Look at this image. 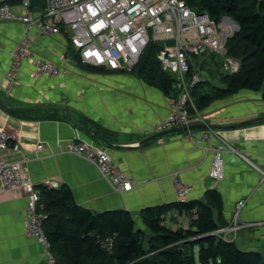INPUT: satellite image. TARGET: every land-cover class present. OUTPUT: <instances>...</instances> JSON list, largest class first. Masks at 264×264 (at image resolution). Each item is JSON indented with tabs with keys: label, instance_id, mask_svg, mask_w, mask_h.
I'll return each instance as SVG.
<instances>
[{
	"label": "crops",
	"instance_id": "0c3cea01",
	"mask_svg": "<svg viewBox=\"0 0 264 264\" xmlns=\"http://www.w3.org/2000/svg\"><path fill=\"white\" fill-rule=\"evenodd\" d=\"M33 13L38 15L43 10ZM24 32L25 27L19 22L0 21L2 102L11 109L63 107L121 148H110L92 139L61 111L11 112L0 104V132L11 135L12 146H19L18 151L11 146L0 152L4 163H20L38 189L47 182L58 188L67 186L77 205L94 214L126 211L139 225L144 209L178 202L174 187V175L178 174L191 189L190 201L204 199L212 189L221 193L223 215L228 222L223 229L232 226L236 203L246 200L236 235L230 232L227 237L237 245L240 241L252 244L264 253V123L237 129L208 128L213 133L204 146L225 149L224 181L215 184L210 177L212 151L192 144L186 139L187 131L171 133L140 146L153 135L148 133L151 127L168 115V100L175 98L176 93H166L133 72L83 70L73 59L67 32L36 37L31 45L35 58L59 63L66 72L55 79L34 80L33 62L26 59L22 61L16 85L9 90L5 74L10 54ZM35 33L36 29L31 28V36ZM263 105L261 93L240 91L204 109L206 124L225 127L260 118L264 116ZM73 140L94 142L107 149L133 180V190L116 193L96 166L74 154H63L60 146ZM38 145H43L45 150L37 153ZM27 204L23 192H2L0 181V264H48L45 245L25 235Z\"/></svg>",
	"mask_w": 264,
	"mask_h": 264
},
{
	"label": "built area",
	"instance_id": "2783aa9c",
	"mask_svg": "<svg viewBox=\"0 0 264 264\" xmlns=\"http://www.w3.org/2000/svg\"><path fill=\"white\" fill-rule=\"evenodd\" d=\"M7 1L0 0V21H16L25 27L20 42L10 54L5 74L9 90L16 85L22 61L26 59L33 62L34 80L55 79L66 72L59 63L33 56L31 45L36 37L47 38L67 32L82 65L108 72H133L150 44L161 45L157 59L163 71L175 78L172 88L176 97L168 100V115L154 124L148 133L205 123L204 114L193 97L194 89L203 82L204 59L201 57L222 55L225 57V72L230 75L241 69V61L228 55L226 49L228 38L239 27L232 21L231 30L222 32L219 22L208 13L194 10L186 0H45L43 13L38 15L31 10V0H22L18 6H10ZM31 28L36 29L35 36H31ZM212 133L211 130L191 132L187 139L212 151L210 177L219 184L225 177V149L204 146ZM12 140L11 135L0 132V152L9 149ZM11 148L19 150L18 144ZM44 150L43 145L36 148L37 153ZM60 151L79 156L96 166L115 192L124 193L134 188L133 180L114 161L112 154L94 142L69 141L60 146ZM242 157L248 161L246 156ZM177 175H174V187L178 202H188L191 189ZM0 181L2 192L20 191L27 197L25 235L44 244L46 261L55 264L44 230L47 215L40 208V191L28 171L20 163L7 164L0 159ZM44 185L58 188L53 182ZM245 206L246 200L237 202L232 226L214 234L225 240H230L227 237L230 232L236 235L237 221ZM112 246V238L104 243L108 249Z\"/></svg>",
	"mask_w": 264,
	"mask_h": 264
},
{
	"label": "trees",
	"instance_id": "16d2710c",
	"mask_svg": "<svg viewBox=\"0 0 264 264\" xmlns=\"http://www.w3.org/2000/svg\"><path fill=\"white\" fill-rule=\"evenodd\" d=\"M21 1L9 0L7 4L18 6ZM186 1L194 10L208 13L219 23L228 17L239 27L228 38L226 49L228 55L241 61L240 71L220 74L218 86L209 82L196 86L193 97L198 109H206L240 91L261 93L264 102V0ZM44 8L45 0H31L32 11ZM70 44L73 59L83 70L103 71L82 65L71 40ZM160 47L150 44L133 73L166 93L174 92L173 78L163 71L157 59ZM79 120L88 128L85 121ZM263 123L260 120L255 125ZM94 133L110 140L109 136ZM39 190L40 208L47 215L44 230L55 264H264V253L242 251L235 241L214 234L228 226L223 215V197L215 189L202 200L144 209L140 228L129 212L94 214L77 205L67 186H41ZM110 238L113 246L108 249L104 243Z\"/></svg>",
	"mask_w": 264,
	"mask_h": 264
},
{
	"label": "water",
	"instance_id": "95a60500",
	"mask_svg": "<svg viewBox=\"0 0 264 264\" xmlns=\"http://www.w3.org/2000/svg\"><path fill=\"white\" fill-rule=\"evenodd\" d=\"M0 104L6 109L9 110L11 112H34V111H42V110H58L61 111L63 113H65L67 116H69L78 126L79 128L85 132L87 135H89V137H91L92 139H97L100 140L102 142H104L106 145H108L110 148H115L116 146L114 144H112L111 142H109L108 140H106L105 138H103L100 135L95 134L94 132H92L90 129H88L86 126H84L80 120L74 115L72 114L69 110L60 107V106H55V105H42V106H37V107H31V108H17V109H11L8 108L0 99ZM260 120H264V116L260 117V118H256V119H252V120H248L239 124H234V125H230V126H215V125H208V124H199V125H192V126H188V127H178V128H173L170 129L168 131L162 132V133H158L155 135L150 136L149 138L145 139L144 141L141 142L140 146L145 145L146 143H148L149 141H152L154 139L157 138H161L164 137L168 134L171 133H175V132H183V131H188L191 129H196V128H200V129H237V128H241V127H246V126H251L256 124L258 121ZM116 148H121V147H116Z\"/></svg>",
	"mask_w": 264,
	"mask_h": 264
},
{
	"label": "rangeland",
	"instance_id": "374dc122",
	"mask_svg": "<svg viewBox=\"0 0 264 264\" xmlns=\"http://www.w3.org/2000/svg\"><path fill=\"white\" fill-rule=\"evenodd\" d=\"M220 24H221V31L222 32L230 31L231 30L230 26L233 25L232 20L229 19L228 17L222 18ZM234 27H236V26H234ZM201 58L204 59V64L202 66L203 67V70H202L203 82H205V83L209 82L213 86L220 85V80H219L220 74L225 73V69H224L225 57H223L222 55H216L215 57H201ZM171 77L173 79H175L173 76H171ZM263 107H264V105H263ZM200 112L202 114H204L205 110L204 109L200 110ZM203 124H206V119H205V123H203ZM195 125H199V124H195ZM184 127H188V126H184ZM201 130H210V129L196 128V129L188 130L187 132L190 134L191 132H195V133L201 132ZM156 134H158V133H156ZM153 135H155V134L153 133ZM186 139H187V136H186ZM124 193H127V192H124ZM124 193H120V194H124ZM137 227L140 228L141 225H139V223H137ZM238 247H239V249H241L242 251H245V252H259V249L256 248L254 245H252V244H241V241L239 242Z\"/></svg>",
	"mask_w": 264,
	"mask_h": 264
}]
</instances>
